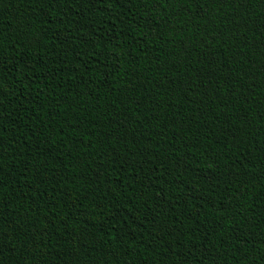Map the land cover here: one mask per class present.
I'll return each mask as SVG.
<instances>
[{"label":"trees","instance_id":"obj_1","mask_svg":"<svg viewBox=\"0 0 264 264\" xmlns=\"http://www.w3.org/2000/svg\"><path fill=\"white\" fill-rule=\"evenodd\" d=\"M0 264H264V0H0Z\"/></svg>","mask_w":264,"mask_h":264}]
</instances>
